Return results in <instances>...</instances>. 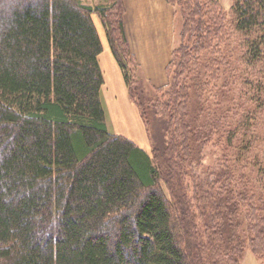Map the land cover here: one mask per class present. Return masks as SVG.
Listing matches in <instances>:
<instances>
[{"label": "trees", "instance_id": "trees-1", "mask_svg": "<svg viewBox=\"0 0 264 264\" xmlns=\"http://www.w3.org/2000/svg\"><path fill=\"white\" fill-rule=\"evenodd\" d=\"M167 1L181 26L154 88L123 0H0V264L264 255V0ZM96 18L151 153L109 130Z\"/></svg>", "mask_w": 264, "mask_h": 264}, {"label": "crops", "instance_id": "crops-1", "mask_svg": "<svg viewBox=\"0 0 264 264\" xmlns=\"http://www.w3.org/2000/svg\"><path fill=\"white\" fill-rule=\"evenodd\" d=\"M123 3L130 49L147 83L154 88H163L169 83L167 68L172 60L177 32L175 8L167 0H123ZM95 21L103 46L98 61L104 79L101 98L109 130L148 151L150 142L143 120L129 97L122 70L101 22L98 18Z\"/></svg>", "mask_w": 264, "mask_h": 264}, {"label": "rangeland", "instance_id": "rangeland-1", "mask_svg": "<svg viewBox=\"0 0 264 264\" xmlns=\"http://www.w3.org/2000/svg\"><path fill=\"white\" fill-rule=\"evenodd\" d=\"M87 4H90L92 6H97L100 4H105L107 0H84ZM223 8L228 11L233 3V0H220ZM180 26H181V21L179 18L176 19V28L177 31H180ZM144 86L147 88L148 85L144 84ZM149 142H150V138H149ZM149 149V148H148ZM149 153H151V150H148ZM217 152L218 150L215 152L213 151V149L211 147H208L206 150V156L202 165V168L198 169V171H201L205 174L211 172L212 170H215L217 168H221L222 166V162L217 161L216 157H217ZM264 189V187H263ZM240 264H264V255L263 256H257L256 254H254L250 248L248 247L245 250V253L241 259Z\"/></svg>", "mask_w": 264, "mask_h": 264}]
</instances>
